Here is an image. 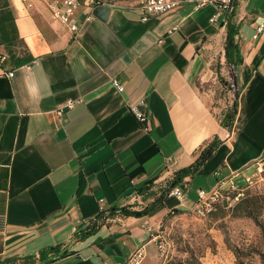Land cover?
Listing matches in <instances>:
<instances>
[{"label": "crops", "instance_id": "crops-1", "mask_svg": "<svg viewBox=\"0 0 264 264\" xmlns=\"http://www.w3.org/2000/svg\"><path fill=\"white\" fill-rule=\"evenodd\" d=\"M8 2L25 55L0 65V260L68 242L99 214L101 199L107 210L143 209L173 168L190 166L213 138L222 142L190 177L184 199L166 196L142 217L117 214L50 264H122L142 245L149 253L148 230L175 209L190 212L199 189L255 175L264 158V31L256 33L264 0L232 9L242 62L231 132L222 120L233 93L219 80L230 79L226 17L212 22V5L183 0L146 21L126 5L104 21L86 20L81 8L73 35L44 1ZM0 54L8 56L3 46ZM68 100L79 102L59 115ZM141 101L145 123L131 112Z\"/></svg>", "mask_w": 264, "mask_h": 264}, {"label": "rangeland", "instance_id": "rangeland-1", "mask_svg": "<svg viewBox=\"0 0 264 264\" xmlns=\"http://www.w3.org/2000/svg\"><path fill=\"white\" fill-rule=\"evenodd\" d=\"M106 1L140 7L145 0ZM15 51L19 56L25 55L24 44L17 43ZM222 99L229 102L227 95ZM254 180L237 200L234 195L223 197L204 217L192 211L168 216L158 229L169 243L167 253L161 256L153 242V249L142 264H264V173ZM249 202L263 228L252 218L239 214Z\"/></svg>", "mask_w": 264, "mask_h": 264}, {"label": "built area", "instance_id": "built-area-1", "mask_svg": "<svg viewBox=\"0 0 264 264\" xmlns=\"http://www.w3.org/2000/svg\"><path fill=\"white\" fill-rule=\"evenodd\" d=\"M26 5L27 8H33L34 2L37 0H20ZM44 1L52 18L58 21L62 26L66 27L67 30L76 35L80 26L76 22V13L79 9H83L86 12V20H91L93 18L92 11L97 6H107L115 7L118 6L115 3L106 0H40ZM198 7L204 5H212L215 8V12L212 15V22L217 23L226 17L232 9L235 3L241 2L243 0H193ZM180 4L179 1L172 0H145L140 7H130L132 11L139 14L141 20H147L149 17L154 15L166 14L174 10ZM264 31V18L258 24L256 28V33H261ZM8 57L4 54H0V65L7 61ZM7 77L12 78L14 71L10 70L6 73ZM112 85L119 91L124 90L123 85L117 80H112ZM79 101L68 100L63 106L59 107L57 110L58 114L70 110L74 107L75 103ZM144 101L131 107V112L141 123H145L148 119V115L142 111L141 105ZM256 173L254 176L246 177L244 182L241 184L234 181L233 179L223 178L217 181L216 185L209 189H199L197 191V199L192 206V212L199 217H204L214 210L215 205L223 197L229 198V195H234V199L237 200L239 196L255 181V177L260 176L264 173V158L259 157L255 161ZM172 175L170 174L167 178L170 180ZM167 183V182H166ZM190 187V176H186L183 181L174 186L168 192V196H175L179 199H184L186 193ZM107 209L103 204V199L99 200V213L106 212ZM150 239L154 241L158 253L163 256L167 253L169 249V243L165 236L158 230L149 229ZM146 248L144 245L135 249L126 261L122 264H142L146 258ZM3 260H0V262Z\"/></svg>", "mask_w": 264, "mask_h": 264}, {"label": "trees", "instance_id": "trees-1", "mask_svg": "<svg viewBox=\"0 0 264 264\" xmlns=\"http://www.w3.org/2000/svg\"><path fill=\"white\" fill-rule=\"evenodd\" d=\"M236 5V3H235ZM234 5V7H235ZM233 16V12L231 11L228 15H226L225 22L222 23V26H225L226 29V38H225V59L226 64L229 69L230 79L229 81L224 80L219 74L220 82L228 88L233 93L232 104L230 109L224 115L222 123L226 128L231 132L233 129V125L235 119L238 114L239 108V97H240V89L238 86L236 67L242 62V57L238 51V47L235 41V37L238 34V31L235 25L232 23L231 19ZM17 43H23V40L20 39L17 27L15 24V19L11 8L9 6L8 0H0V46H3L7 57L16 58L24 62L23 57H20L16 54L15 48ZM24 44V43H23ZM222 141L213 138L205 143L204 147L201 149L199 154L197 155L194 162L184 168H173L172 177L166 183L164 189H162L161 193L155 200L144 207L141 210H132L128 208H119L114 207L110 210H107L104 213H99L85 228L77 231L73 234L71 239L60 245H56L53 247L45 248L39 251L37 254L24 257V258H12V259H4L0 262V264H50L62 258H65L71 254H74L75 251L72 249L73 246L77 242H81L85 240L87 237L95 234L101 226L111 217L115 215H122L126 217H142L149 213V211L158 203H160L166 196H168V192L171 188L176 185H179L186 176H192L197 172L199 167L213 154V152L217 149ZM150 184V183H149ZM148 185L146 189H149ZM242 204L239 203V205ZM242 206V205H241ZM254 205L252 202L247 203L245 206L243 205L242 211L239 213L241 216H246L252 218L258 225L263 228V225L258 223V219L256 215L253 213ZM180 213H184L182 210L175 209L169 215H177ZM263 236H264V228ZM166 264H180L178 262H168Z\"/></svg>", "mask_w": 264, "mask_h": 264}, {"label": "water", "instance_id": "water-1", "mask_svg": "<svg viewBox=\"0 0 264 264\" xmlns=\"http://www.w3.org/2000/svg\"><path fill=\"white\" fill-rule=\"evenodd\" d=\"M110 11H111L110 7L97 6L93 10V15L104 21L108 17Z\"/></svg>", "mask_w": 264, "mask_h": 264}]
</instances>
